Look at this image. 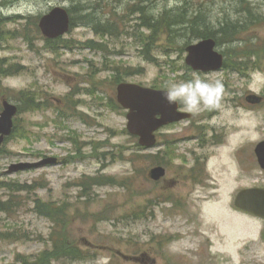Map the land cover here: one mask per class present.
Masks as SVG:
<instances>
[{"label": "rangeland", "instance_id": "1", "mask_svg": "<svg viewBox=\"0 0 264 264\" xmlns=\"http://www.w3.org/2000/svg\"><path fill=\"white\" fill-rule=\"evenodd\" d=\"M79 1L0 0V60L18 69L0 78V100L24 111L0 149V201H8V211L0 212V264H96L103 256L109 264H264V220L233 205L238 191L264 188L253 152L264 141V102H245L257 94L250 74L264 71V60L231 69L247 61L234 57V47L243 55L255 41L264 45V0H145L155 16L185 7L187 19L199 12L215 29L224 19L246 31L242 43L219 46L228 67L208 74L185 66L187 38L157 53V63L144 59L133 28L139 14L131 10L139 0ZM55 6L69 10L74 27L48 42L38 23ZM128 69L132 76L123 74ZM116 75L160 90L194 75L220 78L231 112L191 113L189 121L160 130L156 147L139 151L125 132L126 113L112 104ZM257 95L264 98V87ZM47 159L57 164L11 170ZM155 165L166 168L159 182L148 178ZM100 177L114 185L94 182ZM11 183L27 188L15 191ZM38 202L59 209L58 224L39 214ZM63 230L79 256L42 261Z\"/></svg>", "mask_w": 264, "mask_h": 264}, {"label": "water", "instance_id": "2", "mask_svg": "<svg viewBox=\"0 0 264 264\" xmlns=\"http://www.w3.org/2000/svg\"><path fill=\"white\" fill-rule=\"evenodd\" d=\"M69 27L68 14L65 9L55 7L53 10L41 17L39 30L47 38L54 39L67 32ZM187 56L184 61L193 71H216L223 65V56L216 51L215 41L211 38L201 40L195 45L186 47ZM116 99L120 106L128 111L126 116L128 134L138 138V145L145 148H152L155 142V131L164 125L187 119L190 115L177 111V104H169L165 99V90L159 91L152 88H145L131 83H120L116 89ZM246 101L256 105L261 97L249 95ZM3 110L0 113V146L4 138L10 136L12 131V118L17 112L13 104L2 101ZM254 152L257 163L264 170V141L258 143ZM55 163L54 160H52ZM47 162L36 164L24 163L13 165L12 171H20L26 168H36L45 165ZM10 171V172H12ZM165 170L161 167H154L149 173L151 180L158 181L164 177ZM236 209L264 219V189L249 188L241 190L234 198Z\"/></svg>", "mask_w": 264, "mask_h": 264}, {"label": "trees", "instance_id": "3", "mask_svg": "<svg viewBox=\"0 0 264 264\" xmlns=\"http://www.w3.org/2000/svg\"><path fill=\"white\" fill-rule=\"evenodd\" d=\"M72 3H76L77 6L82 5L81 2L79 0H70ZM145 3V0H139V3L135 4V6H132L131 10H135V13L139 14L137 17L138 22L135 23V26H133V28H135L136 30L138 29L139 31V37L135 39V34L136 32H134L132 34V36L135 39V42L137 41L138 44L141 46L140 51H142V55L144 57V59L147 62H152V63H157L156 57L159 56L160 52H165L163 51L164 48H172V46H174L178 40H182L183 38H187L188 40L184 43V46H186L187 44H189V40H200V39H207L209 37L213 38L216 41V46L219 47L222 44H229L230 47H233L234 44H239L243 42L242 38V34L246 33L245 30H239L237 23H234V26H230L229 27V23L227 21H224V19H222L223 23H220L219 27L217 29H215L214 27H212V24L210 23V20L208 18V16L204 15L203 13H199V12H195L196 15L194 17H190V18H186V13L187 10L185 9V7H183V10L181 13L178 14H168L167 11H163L161 14H159V16H155L151 13V9H149V4H147L146 6H143L142 4ZM75 5V6H76ZM82 7V6H81ZM82 12H87L86 10H84L82 8L81 10ZM178 11H180V9H178ZM88 15V14H87ZM89 16V15H88ZM169 16H174V17H169ZM84 18L86 16H83ZM91 20V19H90ZM89 20V21H90ZM88 21V19H87ZM98 25V24H95ZM74 26V19L72 18L71 21V27ZM96 30V33L100 34L103 32H107V33H111L110 30L102 27L101 29L99 28L96 29V27L94 28ZM191 43V42H190ZM161 44V50H158L157 47H159ZM254 46V50L252 52H248V53H244L243 55L238 54L236 52L239 51L240 49H238L239 47H234L235 49H232V53L234 54V57L238 60H243L246 59L247 61H241V62H234L233 65L231 66V69H237L236 65H241V66H246L248 63L255 66L257 64H259L262 60H264V45H262L259 41H255L253 43ZM229 50V49H228ZM183 51V50H182ZM229 59L226 58L225 67H228V63ZM4 63L2 60H0V78L1 77H5L8 76L9 71H11L12 69L15 70V72L18 71V69L16 68V66H10L9 68H11L10 70H7L5 68H3ZM129 71H135L132 69H128L125 72H123V74H128L130 76H132L134 74V72H129ZM116 80H115V85L121 81H123L122 79L118 78V75H116ZM21 96L23 97V93H19L18 94V99L21 100ZM25 99V98H24ZM28 99V106H32V99L33 96H31L30 94H28L27 96ZM23 100V98H22ZM112 104L115 105V103ZM117 106V105H116ZM23 109H21V107H19L18 113H22ZM24 112V111H23ZM14 135L16 133V131L19 129L18 127V122L17 120H15L14 122ZM132 140L133 143V138H130ZM136 148H138V146L136 145ZM141 151V150H139ZM165 153L167 154V152H163L160 153L159 155H163L165 156ZM163 161L164 159L161 160V165H163ZM159 164V162H158ZM97 179H103L102 181L99 180H95L94 182H104V185L108 184H113L114 182L110 181H106L107 179L100 177ZM12 184V183H11ZM16 186L15 187V191H23L25 192L27 185H23L20 186L17 183H13L12 186ZM3 188L8 189L9 186H7V184H2ZM14 189V188H13ZM13 189H11V191H13ZM37 204V211L39 212L40 215L44 216L45 218H47L48 220L52 219L56 224H58V220L56 219L58 217V213H59V209H56L53 207L52 204H44L41 205L40 202H38ZM53 208H52V207ZM8 201L7 202H1L0 201V212L2 211H8ZM63 215L66 214V210H63V212H61ZM62 236H60L58 239L54 240V248L53 251L51 252H43L41 255V260L44 262H48L51 261L52 259L55 258V256H60V258L64 257H78V253L80 252L78 249V246H75V244H73L69 238V235L67 233V231L63 230L62 231ZM82 254V253H80Z\"/></svg>", "mask_w": 264, "mask_h": 264}, {"label": "clouds", "instance_id": "4", "mask_svg": "<svg viewBox=\"0 0 264 264\" xmlns=\"http://www.w3.org/2000/svg\"><path fill=\"white\" fill-rule=\"evenodd\" d=\"M250 90L257 94L264 87V71H254L250 74ZM225 86L220 78L209 80L194 75L192 79L183 82H169L166 86L165 99L169 104L182 105L187 113L198 114L202 110L218 112L223 116L231 109L223 104ZM216 121H212L215 123ZM110 257H99L96 264H109Z\"/></svg>", "mask_w": 264, "mask_h": 264}, {"label": "bare ground", "instance_id": "5", "mask_svg": "<svg viewBox=\"0 0 264 264\" xmlns=\"http://www.w3.org/2000/svg\"><path fill=\"white\" fill-rule=\"evenodd\" d=\"M241 137V136H240Z\"/></svg>", "mask_w": 264, "mask_h": 264}]
</instances>
